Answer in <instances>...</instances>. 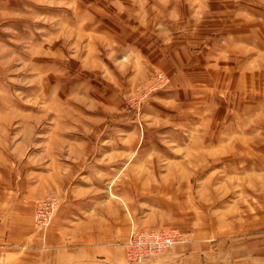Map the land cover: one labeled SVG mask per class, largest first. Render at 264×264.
I'll return each mask as SVG.
<instances>
[{
  "label": "rangeland",
  "instance_id": "rangeland-1",
  "mask_svg": "<svg viewBox=\"0 0 264 264\" xmlns=\"http://www.w3.org/2000/svg\"><path fill=\"white\" fill-rule=\"evenodd\" d=\"M117 216L264 264V0H0V264Z\"/></svg>",
  "mask_w": 264,
  "mask_h": 264
},
{
  "label": "crops",
  "instance_id": "crops-1",
  "mask_svg": "<svg viewBox=\"0 0 264 264\" xmlns=\"http://www.w3.org/2000/svg\"><path fill=\"white\" fill-rule=\"evenodd\" d=\"M133 194L137 203L132 201L131 212L140 215L142 210L133 208L141 204L140 193ZM161 212L166 213L167 211ZM154 213L156 212H150V216L144 219L138 218L139 216L136 215L135 220L145 225L154 224L155 221L151 218ZM78 222L74 224L71 219L66 218L59 224L66 236L58 238L59 249L55 250L58 252L52 257L56 264H124L125 250L121 242L126 235L125 229L130 223L127 217L119 219L117 216L115 225L110 226H108L107 219L101 220V224L98 226L95 224L94 227L92 224H85L84 231L80 230L81 223ZM58 228L60 229L59 226ZM65 237H67L66 240ZM198 240L189 238L174 245L170 250L156 257L153 264H198L199 261L203 264L201 260V258L203 259L202 243H199ZM251 250L252 247L249 245L248 251L251 252ZM244 253H247L245 246ZM41 255L42 252L37 253V263L43 261Z\"/></svg>",
  "mask_w": 264,
  "mask_h": 264
},
{
  "label": "built area",
  "instance_id": "built-area-1",
  "mask_svg": "<svg viewBox=\"0 0 264 264\" xmlns=\"http://www.w3.org/2000/svg\"><path fill=\"white\" fill-rule=\"evenodd\" d=\"M148 235H144L142 238H135L133 243L143 245L146 251L154 249L159 252L162 248L168 247L175 240V232L171 231H149ZM171 235H174L173 237ZM138 252H141V246L135 248ZM155 252V253H156Z\"/></svg>",
  "mask_w": 264,
  "mask_h": 264
}]
</instances>
